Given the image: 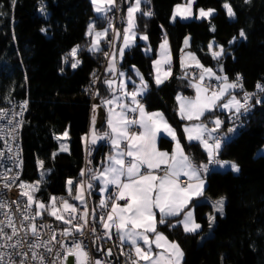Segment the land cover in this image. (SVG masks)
Instances as JSON below:
<instances>
[{"label":"trees","instance_id":"obj_1","mask_svg":"<svg viewBox=\"0 0 264 264\" xmlns=\"http://www.w3.org/2000/svg\"><path fill=\"white\" fill-rule=\"evenodd\" d=\"M184 1L144 0L142 11H151L152 15L136 14L137 32L146 34L151 53H146L137 40L124 51L119 68L129 70L134 66L141 72L147 83L141 102L148 110L164 113L194 163L207 161L208 165L201 144L184 137L175 99L178 92L192 94L185 75L187 68H182L180 61L183 40L189 36L187 50L201 65L226 75L232 82L237 74L242 77L244 90L253 94L252 105L238 126L226 120L233 112L223 116L220 132L224 141L216 158L227 165L216 164L208 169L204 195L192 205L200 229L185 233L181 225L169 227L176 224L175 218H167V223H158L157 227L180 245L183 264H264V153L257 152L264 145V92L256 87L257 83L264 85V0H193L195 8L214 9L211 17L172 20L174 5ZM225 3L235 13L233 17L228 16ZM41 8L45 11L41 12ZM92 20L97 28L104 26L103 17L94 14L91 0H16L15 6L11 0H0V107L16 100L27 101L20 130V181L30 184L39 179L35 197L44 202L51 195L66 196L68 178L74 182V191L80 178L83 135L91 108V78L101 65L103 44L109 38L105 36L101 51H89L91 37L87 30ZM42 28L46 31L42 32ZM241 30L246 39L239 36ZM163 35L172 53V72L157 85L152 60ZM233 37L236 40L230 44ZM212 41L224 47V55L218 59L209 49ZM75 46H79L76 59L81 63L72 68L70 52ZM104 76L97 86L96 99L101 101L111 94ZM58 93H84L86 98L60 99ZM235 94L238 99V92ZM213 114H206L204 120ZM104 128L102 124L99 130L103 132ZM65 131L67 151L61 149ZM158 144L170 149L172 141L161 137ZM108 147V139L92 145V169L87 178L92 184L89 194L94 208L100 194L91 176L102 167ZM39 161H43L42 168ZM232 163L238 165L239 172L232 171ZM220 197L225 198L222 215L213 207ZM210 215L216 217L211 226ZM46 217L47 213L43 218ZM118 259H123L119 251Z\"/></svg>","mask_w":264,"mask_h":264},{"label":"snow or ice","instance_id":"obj_2","mask_svg":"<svg viewBox=\"0 0 264 264\" xmlns=\"http://www.w3.org/2000/svg\"><path fill=\"white\" fill-rule=\"evenodd\" d=\"M11 2L15 6L16 0H11ZM245 2H250V0H245ZM92 3L96 5L95 10L101 13L110 10L111 6L115 5L116 0H92ZM141 3L142 0H134V3H129L127 28L124 29L122 36L123 47L111 56L107 52L104 53V56L108 59L106 71L109 73H116L115 61L117 55L122 58L124 49L130 47L135 39V14L141 12L144 16L152 15L151 11H142ZM191 4L192 0H187L186 5H176L172 19L175 20L177 16L181 19L190 17L192 14ZM224 7L227 9L229 17L235 15L229 4L225 3ZM40 10L41 12L45 11L43 8ZM214 11V9H208L207 11L200 9L199 17L209 18ZM93 29L94 26L90 25L89 35L92 34ZM41 31H46V29L42 28ZM106 33L107 30L96 32L89 51H101L99 47L100 38L105 36ZM117 36L119 37L120 34L117 33ZM239 36L246 39L243 30L240 31ZM141 39L147 40V36H141ZM235 40L236 37H233L229 43H234ZM184 43L185 46L188 45V38H185ZM78 49L79 46H76L70 52L74 61L71 64L72 68H76L81 63L80 60L76 59ZM209 49H213L212 44L209 45ZM160 50V58L153 62L156 72L155 83L157 85L162 84L171 75V54L166 35L160 45ZM181 51L183 52V49ZM185 55L194 61L195 67L201 69V71L198 74L199 82L191 84L196 89L195 99L177 97L181 119L188 121L200 120L206 112L213 113L217 107L233 112L237 118L242 110L244 112L248 111L250 107L248 101L253 94L245 92L243 101H241L235 95L229 93L230 89L242 88V77L239 74H237L235 81L229 82L226 75L217 76L211 68L201 65L193 53L188 52ZM212 55L214 59H218L224 55V47L222 45L218 46V50L212 51ZM164 65H169L167 70H164ZM188 66L190 65H185L182 57L181 67L186 68ZM220 71L223 72L222 67ZM124 75L123 72L118 73L120 78H123ZM137 75H139L138 72ZM185 75L187 76V72H185ZM93 76L95 77V73H93ZM206 77L208 80L215 78L221 83L213 89L211 84L205 85ZM96 79L93 80V84L96 83ZM104 83L113 93V98L103 100L102 103L106 106L115 105L121 110L116 112L114 107H109L107 123L110 132L97 136L93 130L92 143H96L97 139H108L115 154L108 156V166L103 171L91 176V179L102 181L104 187L100 189L101 193L107 189L108 185L116 187L115 194L110 197V210L102 212L98 217L95 208L89 210L84 181H80L76 185L75 195H73V180L69 179L67 181L68 195L73 200L80 202L83 207L82 211L63 197L60 198L59 205H57V197L55 196L50 197L49 202L45 204L35 197V192L39 190V181L34 184L20 181L18 184L21 190L20 195L26 198L23 209H21L18 200L9 203L0 199V216L3 217L0 219V264H68L69 256L74 257L75 264H107L106 261L100 259H91L89 253L84 250L83 240L76 239L77 235L80 237L85 235L84 230L86 228L94 237L93 243L105 237L111 240L113 230H115V234L120 241L121 254L128 257L126 264H140L141 261L144 264H183L184 252L180 245L175 241H169L162 233L157 232V223L165 224L168 222V217H178L183 214L182 220H178L176 224H169V227L182 225L185 233H195L200 229L201 225L196 223L194 210L189 208V205L195 197L203 195L205 186L203 174L207 173L208 165H196L185 154L176 136V131L164 119L162 113H147L145 111L143 105L137 99L147 89V83L142 76L140 85L132 92L126 90L123 79H120L118 84L121 94L131 97V101L135 105L132 108H127L126 105L120 102V97L115 95L116 80L106 79ZM256 87L264 92V85L257 83ZM209 93L211 94L209 95ZM96 95H99L98 91ZM226 95H229L230 98L226 102L219 103ZM260 102L257 100V103ZM20 107L21 112L18 114L13 113V116H22L23 111L27 108V101L23 102ZM97 107V105H93V111ZM126 108L133 113L138 111L139 120L129 119L125 113ZM7 115L6 109H0V119H4ZM94 121L95 118L93 117V123ZM209 122L213 125L211 129L206 124L201 123L186 126L184 132L187 134L189 141L196 140L202 144L207 152L209 164L215 163L223 167L227 162L216 159L221 141L215 139L212 135L220 129L223 121L219 117H215ZM8 124L11 125L12 121L8 120ZM136 124L142 130L131 132V126ZM232 131L234 129H229V132ZM14 132L15 127L8 129L7 132H5L4 127H0V133L11 136L13 139L15 138ZM161 132L166 133L176 141L175 149L171 154L161 152L156 147V139ZM205 133H207V136ZM67 135L68 133L65 131L63 136L67 137ZM210 139L212 143H209ZM122 141L126 142L123 149L121 148ZM5 147H8L7 140H5ZM61 149L67 150L64 145H61ZM8 151H11V148H8ZM3 155L4 153L0 152V157ZM125 157L131 159L126 162ZM39 164L42 168L43 161H39ZM142 169H146V171H142ZM231 169L234 172L240 171L235 163L231 164ZM157 170H162L163 175H157ZM9 172H11V169L0 173V180H3V187L6 189H11L19 180V173L10 176L8 175ZM80 175H85L83 169ZM181 176L187 178V183H180ZM91 188L92 184L89 182L87 189L91 190ZM224 200V197H220L213 205L215 211L221 215L224 211ZM118 201H124L125 203L121 205ZM12 205H15V209ZM99 206L101 209L109 208L108 202L103 198L100 200ZM157 210L160 217L159 221L156 220ZM17 213H19V218H17ZM45 213L66 226L57 233V230L51 224L37 223L38 218L42 220ZM208 219L209 226H211L216 217L210 215ZM97 224L103 229L102 233H98ZM44 229L51 233L47 240L43 239L41 230ZM148 233L154 234V240L150 238ZM58 234L65 238H71V246H67L63 240H58ZM138 241H142L147 248L141 247ZM126 242L131 245V250L128 253H125L123 248ZM153 243L156 248L162 249V251L154 253L152 250ZM57 245H59V248L56 247ZM41 249L44 251H40ZM99 250L103 251L102 248ZM132 252H134V256ZM45 253L53 257L51 262L47 261ZM104 254L111 256L112 250L109 248Z\"/></svg>","mask_w":264,"mask_h":264},{"label":"built area","instance_id":"obj_3","mask_svg":"<svg viewBox=\"0 0 264 264\" xmlns=\"http://www.w3.org/2000/svg\"><path fill=\"white\" fill-rule=\"evenodd\" d=\"M122 8H123L122 0H116L115 5L111 6V9L109 10V12L104 16V25L107 28V35L109 36V38H108V41L105 42L103 45H104V49H105L104 53L105 52L109 53V56H110L112 48L115 44V39H116L118 29L123 22ZM107 62H108V59L103 55V59L101 61L100 67H98V69H96L95 72H93V73H95V77L92 76L91 86L89 89L90 90V103L91 104H93L96 100L97 86H98V83L100 81L101 76L104 74V70H105ZM187 65H190V66L186 67L187 68L186 72H187V78L189 79L190 85H191V82L194 79L198 78V74L200 73L201 69L195 67V62H190ZM96 78H98V79H96ZM94 79H96L95 84H93ZM204 83H205V85L211 84L212 87H215V79L214 78L211 80H208L206 77ZM234 90L236 92H238V100L243 101L244 93L247 92L246 90H244L243 86H242V88L237 87ZM248 93H250V92H248ZM251 98L248 101L250 106L252 105ZM22 103H23V101L16 100L7 106L0 107V109H6L8 112L7 117H5L4 119H0V127H4L5 132H7V130L10 128L15 127V132L13 134L15 137L14 139L11 136H7L4 133H0V152L4 153V155L2 157H0V173L5 172L8 169H11V172L8 173V175H10V176L19 173V180L17 181V183L15 185H13L11 187V189L4 188L3 187V180H0V199L6 200L9 203H11L12 201L18 200L20 202L21 209H23V205L26 202V198H24L20 195L21 190L18 187V184L20 182V177H21V171H22V150H21V143H20V130H21V123L20 122L22 120V116L21 115L13 116V113L18 114L21 112L20 106ZM245 113L246 112H244L242 110L241 113L239 114L238 118L236 115H234L232 113L231 115H229L227 117L226 120L232 126H238L244 122L243 115ZM8 120L12 121L11 125L8 124ZM134 129L136 130V129H138V127H135ZM205 135L207 136V133H205ZM213 136L215 137V139H218L221 141V143H223L224 136L220 131L215 132L213 134ZM5 140H7L8 147H5ZM209 143H212L211 139L209 140ZM8 148H11V151H8ZM91 158H92V145L86 143L84 146V157H83L82 168H81V170L83 169L85 171V175L84 176L80 175V178L78 179V184L80 183V181H84V183H85V194H86V200H87L89 210L94 208L90 194H89V190L87 189V184L89 183V180L87 178V174H88L89 170L92 169ZM215 165H216L215 163L209 164V162H208V169L214 167ZM185 180H186L185 178H181L180 182L183 183V182H185ZM115 192H116V187L112 185L106 190V192L104 194L103 199H105L106 202H108L109 207H110V201H109L110 197H112L115 194ZM100 200L101 199H99V201L96 205V208H95L97 217L102 212H107L109 210V208H106V209L100 208V206H99ZM73 204L76 205L78 208H80L81 211L83 210V207H82V205H80L79 201L74 200ZM12 207H13V209H15V205H12ZM16 215H17V218H19V213H17ZM2 218L3 217L0 216V219H2ZM37 223L51 224L53 226V228H55L57 230V233H59L60 229H62L63 227L66 226L62 222L56 221L55 218L52 216L42 218V220L38 218ZM97 230H98V233L103 232V229L99 227V224H97ZM41 231L43 234V239L47 240L51 233L46 229L41 230ZM84 231H85V235L83 237H80L79 235H77L76 239L77 240H83L84 250L89 253L90 258L93 260L100 259L102 261H106L107 264H116L118 261V251L121 253V245H120V241L117 239V237L113 234V237L111 240H109L105 237L102 240H99V241H96L95 243H93L94 237L92 236V234L89 232V230L87 228ZM57 239L63 240L67 246H69V247L71 246V243H72L71 238H65V237H62L58 234ZM56 247L59 248V245H57ZM101 248L103 249V251L99 250ZM109 248L112 250V255L106 256L104 253ZM123 248H124V252L128 253L131 250V245L124 244ZM40 251L43 252L44 250L41 249ZM132 255L133 256L135 255L134 252H132ZM45 256H46L47 261H49V262H51V260L53 259V257L48 256L47 253H45ZM122 256H125L126 261H127V259H128L127 255H122ZM68 264H75L74 257H72V256L68 257ZM140 264H143V262L141 261Z\"/></svg>","mask_w":264,"mask_h":264},{"label":"crops","instance_id":"obj_4","mask_svg":"<svg viewBox=\"0 0 264 264\" xmlns=\"http://www.w3.org/2000/svg\"><path fill=\"white\" fill-rule=\"evenodd\" d=\"M144 0H142V2H143ZM91 2H92V0H91ZM124 3H125V7H124V9H123V23L121 24V26L119 27V29H118V32L117 33H119L120 34V36L118 37L117 35H116V39H115V44H114V46H113V48H112V51H111V53H110V56L113 54V53H116V52H118V49L119 48H121V47H123V39H122V36H123V32H124V29L125 28H127V8H128V6H129V3H134V0H124ZM186 5L187 4V0H185L184 2H182V3H177V4H175L174 5V7H173V10H172V16H173V12H174V10H175V8H176V5ZM95 8H96V5H94L93 3H92V9H93V12H94V14L95 15H97V16H101V17H103V19H104V16L109 12V10L108 11H106V12H101V13H98L96 10H95ZM200 9H204V8H195L194 7V4H193V0H192V4H191V16L190 17H188L187 19H191V18H196V19H200V17H199V12H200ZM208 9H210V8H208ZM208 9H204L205 11H207ZM138 13V12H137ZM136 13V14H137ZM136 14H135V18H136ZM172 16H171V19H172ZM176 18H179V19H181L179 16H177ZM187 19H182V20H187ZM173 20V19H172ZM135 23H136V19H135ZM90 25H93L94 26V29H93V31H92V34L91 35H89L90 37H91V40H90V43H89V48L91 47V45H92V41H93V39H94V37H95V34H96V32H104L105 30H107V28H105V25L102 27V28H97L96 26H95V23H94V20H92L91 22H90V24H89V26ZM89 26H88V30H87V33H89ZM134 32H135V39H134V41H133V43H132V45L137 41V40H139L140 42H142V44H143V50L146 52V53H151V48H150V46L148 45V41L147 40H143V39H141V36H145L146 34L145 33H139V32H137V29H136V27H135V29H134ZM106 35H107V33H106ZM105 35V36H106ZM105 36H103V37H101L100 38V44H99V47L101 48V45L103 44V40L105 39ZM164 38H165V35H163L162 36V39H161V41L159 42V44H158V46H157V48H156V51H155V56H154V58H153V60H152V70H153V77H154V81H155V76H156V72H155V68H154V66H153V62L155 61V60H157V59H159L160 58V45H161V43H163V41H164ZM185 38H188V43H189V36L188 37H185ZM185 38H184V40H183V52H181V54H180V61L182 60V57H183V59H184V63H185V65H187L188 63H190V62H194V61H192L190 58H188L186 55H185V53H188V52H190L189 50H187V46H185ZM167 41H168V38H167ZM211 44L213 45V49H212V51H214V50H218V46H220L219 44H217L216 42H214V41H212L211 42ZM131 45V46H132ZM130 46V47H131ZM129 47H127V48H125L124 49V51L126 50V49H128ZM168 48L170 49V46H169V42H168ZM150 49V50H149ZM192 53V52H191ZM170 54H171V64H172V53H171V50H170ZM120 56L119 55H117V57H116V61H115V64H116V73L114 74V73H109V72H107L106 71V68H107V65H108V62H107V64H106V67H105V70H104V81L106 80V79H112V80H116L117 81V86H116V91H115V95L116 96H119L120 97V102L121 103H123L124 105H126L127 106V108H132V107H135V105L132 103V101H131V97H128V96H124V95H122L121 94V91H120V89H119V87H118V84H119V81H120V79H123L124 80V82H125V84H126V90L128 91V92H132V91H134L135 90V88L136 87H138L139 85H140V78H141V76H142V74H141V72L136 68V67H134V66H131L130 68H129V70H125V69H121V68H119V60H120ZM171 64H170V67H171ZM164 67V70H167V68L169 67V65H164L163 66ZM204 67H206V68H211V67H208V66H204ZM212 70H213V72H215L216 73V75L217 76H225L224 74H219L218 72H216L213 68H211ZM119 72H123L125 75H124V77L123 78H120L119 76H118V73ZM137 72L139 73V75H137ZM171 72H172V69H171ZM143 77V76H142ZM170 77V76H169ZM168 77V78H169ZM167 78V79H168ZM166 79V80H167ZM215 79V78H214ZM145 81V80H144ZM228 81L229 82H232L229 78H228ZM199 81H198V78H196V79H194L192 82H191V84L192 83H198ZM221 82L220 81H217L216 79H215V87H213V89H215L219 84H220ZM147 90V89H146ZM146 90L142 93V95H140V96H138L137 97V99L139 100V102L143 105V107H144V109H145V111L147 112V113H157V112H159V113H162L163 114V116H164V119L168 122V120H167V118H166V116L164 115V113L162 112V111H160V110H148L146 107H145V105H144V103H142L141 102V98H142V96L145 94V92H146ZM191 90H192V94H190V95H188V94H184V93H182V92H178L177 94H176V96H175V99H176V104H177V110H178V115H179V117H180V119H181V116H180V112H179V102H178V100H177V97L178 96H180V97H185V98H188V99H195V97H196V89L195 88H193L192 86H191ZM229 93L231 94V95H235L236 96V94H235V91H234V89H230L229 90ZM211 93H209V95H210ZM57 96H58V98H60V99H85L86 97H85V94L84 93H80V94H67V93H58L57 94ZM113 98V93L111 92V94L108 96V97H106L105 99H103V100H106V99H112ZM230 98V96L229 95H226L223 99H222V101H220L219 103H223V102H226L227 101V99H229ZM237 98V97H236ZM102 100V101H103ZM102 101L101 100H98V99H96L95 100V102L93 103V104H91V108H90V115H89V119H88V126H87V132L83 135V142H84V146H85V144L86 143H88V144H91V145H96V144H98L99 142H101L102 140H104V139H97L96 140V143H92V139H93V130L95 131V134L97 135V136H102L105 132H110L111 130L109 129V127H108V123H107V121H108V112H109V107H114L115 108V111L116 112H119L121 109L120 108H118V107H115V105H112V106H106V105H104L103 103H102ZM93 105H97L98 107L95 109V111H93ZM127 108L125 109V113H126V115L129 117V119H132V118H135V119H137V120H139V112L137 111V112H135V113H133V112H131V111H128L127 110ZM215 111H217V112H215ZM215 111L213 112L214 114L213 115H210V117H208L207 118V120H204V116L206 115V114H208L207 112L205 113V115L204 116H202L201 118H200V120H193V121H188V120H186V119H181L182 120V132H183V134H184V137L187 139V134L184 132V128L186 127V126H192V125H196V124H201V123H203V124H206L207 126H208V128L209 129H211L212 127H213V125L209 122L210 120H212V119H214L215 117H219L222 121H223V116L226 114V113H230L228 110H226V109H221V108H219V107H217L216 109H215ZM93 117L95 118V121H94V123H93ZM104 125V130H103V132H101L100 130H99V127L101 126V125ZM168 124L175 130V128L168 122ZM135 127H138V129H134ZM221 128V127H220ZM142 129H140L139 128V125L138 124H136V125H132L131 126V129H130V131L131 132H139V131H141ZM176 131V130H175ZM217 131H220V129L219 130H217ZM216 131V132H217ZM214 134V133H213ZM212 134V135H213ZM176 136H177V138L179 139V137H178V134H177V131H176ZM161 137H166V138H168V139H170L171 141H172V145H171V148L170 149H164V148H161L160 146H159V140H160V138ZM62 141H61V145H64L65 147H66V149L68 150V141H67V137H64L63 135H62ZM188 140V139H187ZM179 141H180V139H179ZM189 141V140H188ZM192 141H196V140H192ZM196 142H198V141H196ZM180 143H181V146L183 147V145H182V142L180 141ZM200 143V142H199ZM126 144V142L125 141H122L121 142V148L123 149V147H124V145ZM175 144H176V141H174L170 136H168L166 133H163V132H161L158 136H157V139H156V147H157V149L159 150V151H161V152H168V153H172L173 152V150L175 149ZM201 144V143H200ZM108 145H109V147H108V150H106V152H105V156H104V162H103V165H102V167L100 168V170L99 171H103V169L104 168H106L107 166H108V156L110 155V154H115V152H114V150H113V148H112V145H111V143H110V141L108 140ZM201 146H202V144H201ZM203 147V146H202ZM204 148V147H203ZM183 149H184V147H183ZM67 150H64V151H67ZM205 150V149H204ZM184 152H185V150H184ZM206 152V151H205ZM207 153V152H206ZM185 154L186 155H188L186 152H185ZM207 158H208V155H207ZM125 159H126V162H127V160H129V159H131V158H128V157H125ZM226 162V161H225ZM194 164H196V163H194ZM200 164H207V161H205V162H201ZM200 164H196V165H200ZM227 165V163L226 164H224V166H226ZM217 166L218 167H220V165L219 164H217ZM223 166V167H224ZM163 167V166H162ZM142 171H146V169H142ZM156 174L157 175H163V171L162 170H157L156 171ZM206 174L207 173H205V174H203V178L205 179V186H204V192H205V187H206ZM181 178H185L186 180H185V182H180L181 184H185V183H187V178L186 177H183V176H181ZM180 178V179H181ZM123 179V178H122ZM96 182H97V191L99 192V194H100V199H102L103 197H104V194H105V192H106V190L110 187V186H112V185H108V187H107V189L103 192V193H101V191H100V189L102 188V187H104V185H103V183H102V181L101 180H96ZM78 184V183H77ZM114 186V185H113ZM204 192H203V195H204ZM73 195H75V190L73 191ZM202 195V196H203ZM202 196H200V197H195L193 200H192V202L190 203V205H189V208H192L193 209V207H192V205L194 204V201H196V199H198V198H201ZM110 201V204H111V199L109 200ZM118 203H120L121 205H123L125 202L124 201H118ZM109 210H110V207H109ZM159 213H158V210H157V215H156V220L157 221H159ZM168 218H175L176 220H175V222H177L178 220H182L183 219V214H181L180 216H178V217H168ZM196 221V220H195ZM196 223H198L197 221H196ZM157 226H158V223H157ZM181 227L183 228V226L181 225ZM157 232H159V233H162L165 237H167V239L169 240V241H175V240H173V239H170L162 230H160L158 227H157ZM113 234L117 237V239L119 240V238H118V236L115 234V230H113ZM148 235L150 236V238H152L153 240H154V234L153 233H148ZM176 242V241H175ZM138 243L140 244V246L141 247H144V248H147V246L146 245H143V242L142 241H138ZM126 245H130V244H128L127 242L125 243ZM182 249V248H181ZM152 250H153V252L154 253H159V252H161L162 251V249H158V248H156V246H155V244L153 243L152 244ZM143 262V261H142ZM118 264H126V262L124 261V260H122L121 262H118ZM143 264H144V262H143Z\"/></svg>","mask_w":264,"mask_h":264},{"label":"rangeland","instance_id":"obj_5","mask_svg":"<svg viewBox=\"0 0 264 264\" xmlns=\"http://www.w3.org/2000/svg\"><path fill=\"white\" fill-rule=\"evenodd\" d=\"M122 12H123V8H122ZM106 28V27H105ZM186 37H188V36H186ZM257 152L258 153H264V145L263 146H261L258 150H257ZM41 175H43V174H41ZM70 178H68L67 179V181L69 180ZM72 180V179H71ZM37 181H39L40 182V180L38 179ZM36 181V182H37ZM67 181H66V188H67V192H68V186H67ZM36 182H34V183H36ZM34 183H30V184H34ZM29 184V183H28ZM27 190V189H26ZM52 196H55V195H51L50 197H52ZM55 197H57V205H59V203H60V198L61 197H63L64 199H67L68 201H69V203H72L73 204V199L71 198V197H69V195L67 194L66 196L65 195H56ZM38 200H40V201H43V200H41V199H38ZM44 202V201H43ZM49 202V200L47 201V202H44L45 204H47Z\"/></svg>","mask_w":264,"mask_h":264},{"label":"bare ground","instance_id":"obj_6","mask_svg":"<svg viewBox=\"0 0 264 264\" xmlns=\"http://www.w3.org/2000/svg\"><path fill=\"white\" fill-rule=\"evenodd\" d=\"M123 23V22H122ZM122 260H124L125 262H126V258H125V256H123V259ZM118 262H120V260L118 259V261H117V263L116 264H118Z\"/></svg>","mask_w":264,"mask_h":264}]
</instances>
